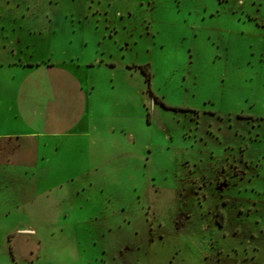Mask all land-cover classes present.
<instances>
[{
    "label": "rangeland",
    "instance_id": "rangeland-1",
    "mask_svg": "<svg viewBox=\"0 0 264 264\" xmlns=\"http://www.w3.org/2000/svg\"><path fill=\"white\" fill-rule=\"evenodd\" d=\"M2 32L107 111L0 179V264H264V0H0Z\"/></svg>",
    "mask_w": 264,
    "mask_h": 264
},
{
    "label": "crops",
    "instance_id": "crops-1",
    "mask_svg": "<svg viewBox=\"0 0 264 264\" xmlns=\"http://www.w3.org/2000/svg\"><path fill=\"white\" fill-rule=\"evenodd\" d=\"M8 38L1 33V47L9 50ZM24 48L19 44L11 50L12 59L21 58L18 63L11 58L0 61V179L6 175L20 178V174L24 179L40 173L42 162L52 163L62 138L77 134L83 117L100 119L107 111L104 102L95 97L96 88L84 86V81L70 74L69 67L80 69V64L23 60ZM93 66L87 64V68ZM26 124L39 128L36 133L18 134V128Z\"/></svg>",
    "mask_w": 264,
    "mask_h": 264
},
{
    "label": "trees",
    "instance_id": "trees-1",
    "mask_svg": "<svg viewBox=\"0 0 264 264\" xmlns=\"http://www.w3.org/2000/svg\"><path fill=\"white\" fill-rule=\"evenodd\" d=\"M142 72L144 73V75L146 76V82H148L150 80V72L147 69H142ZM185 111H188V109H184ZM219 225L222 226V224L219 222Z\"/></svg>",
    "mask_w": 264,
    "mask_h": 264
}]
</instances>
